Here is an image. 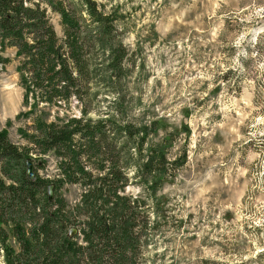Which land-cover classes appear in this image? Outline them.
Listing matches in <instances>:
<instances>
[{
  "label": "trees",
  "instance_id": "obj_1",
  "mask_svg": "<svg viewBox=\"0 0 264 264\" xmlns=\"http://www.w3.org/2000/svg\"><path fill=\"white\" fill-rule=\"evenodd\" d=\"M124 17L95 0H0V70L10 61L1 53L13 50L22 91L14 121H23L21 143L8 138L10 120L0 129V264H139L158 230L157 192L185 154L170 158L176 134L158 137L157 120L130 118L121 102ZM100 95L111 103L90 117ZM49 163L54 173L40 175ZM65 186L79 189L71 204L58 194Z\"/></svg>",
  "mask_w": 264,
  "mask_h": 264
},
{
  "label": "rangeland",
  "instance_id": "obj_2",
  "mask_svg": "<svg viewBox=\"0 0 264 264\" xmlns=\"http://www.w3.org/2000/svg\"><path fill=\"white\" fill-rule=\"evenodd\" d=\"M95 1L125 16L116 39L128 54L118 83L127 115L157 120L158 137L176 134L170 158L185 154L157 192L163 217L137 262L264 264V0ZM1 56L0 129L10 120L8 138L21 143L17 62L11 49ZM110 101L97 96L90 117ZM49 173L51 163L39 171ZM78 193L58 191L70 204Z\"/></svg>",
  "mask_w": 264,
  "mask_h": 264
},
{
  "label": "water",
  "instance_id": "obj_3",
  "mask_svg": "<svg viewBox=\"0 0 264 264\" xmlns=\"http://www.w3.org/2000/svg\"><path fill=\"white\" fill-rule=\"evenodd\" d=\"M25 176L28 180L34 179L33 166H32V163L30 162V160H28V159L25 161ZM46 194H47V200L51 201L53 199V185L52 184L47 186ZM68 233L70 236H72L76 233V230L74 228H72L69 230Z\"/></svg>",
  "mask_w": 264,
  "mask_h": 264
}]
</instances>
